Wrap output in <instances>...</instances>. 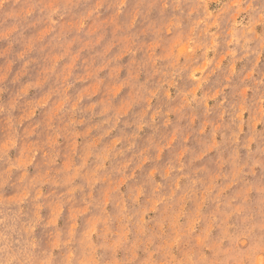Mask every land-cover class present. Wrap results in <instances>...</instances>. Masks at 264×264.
Segmentation results:
<instances>
[{
	"label": "rangeland",
	"instance_id": "374dc122",
	"mask_svg": "<svg viewBox=\"0 0 264 264\" xmlns=\"http://www.w3.org/2000/svg\"><path fill=\"white\" fill-rule=\"evenodd\" d=\"M5 239L264 264V0H0Z\"/></svg>",
	"mask_w": 264,
	"mask_h": 264
},
{
	"label": "clouds",
	"instance_id": "9594fccd",
	"mask_svg": "<svg viewBox=\"0 0 264 264\" xmlns=\"http://www.w3.org/2000/svg\"><path fill=\"white\" fill-rule=\"evenodd\" d=\"M36 252L30 242L5 239L0 241V264H40Z\"/></svg>",
	"mask_w": 264,
	"mask_h": 264
}]
</instances>
